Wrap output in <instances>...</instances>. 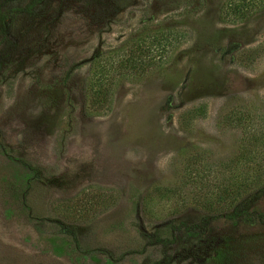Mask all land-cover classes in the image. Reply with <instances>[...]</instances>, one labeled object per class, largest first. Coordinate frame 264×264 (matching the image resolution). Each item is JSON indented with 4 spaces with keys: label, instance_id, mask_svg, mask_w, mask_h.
<instances>
[{
    "label": "rangeland",
    "instance_id": "obj_1",
    "mask_svg": "<svg viewBox=\"0 0 264 264\" xmlns=\"http://www.w3.org/2000/svg\"><path fill=\"white\" fill-rule=\"evenodd\" d=\"M30 1L0 0V264H264V0ZM150 30L162 71L91 115L92 57Z\"/></svg>",
    "mask_w": 264,
    "mask_h": 264
},
{
    "label": "trees",
    "instance_id": "obj_2",
    "mask_svg": "<svg viewBox=\"0 0 264 264\" xmlns=\"http://www.w3.org/2000/svg\"><path fill=\"white\" fill-rule=\"evenodd\" d=\"M40 1L31 0L25 8L30 10ZM4 20L5 15L0 12V31L4 30ZM156 31L152 33L150 30L139 37H130L121 47H114L118 50L111 49L109 54L122 52L121 60H117L114 66L99 64L97 55L92 57L90 74L81 80V88L76 87V92L81 96L84 93L87 95L86 108L92 111L91 115L102 116L110 111L114 90L121 82L143 81L157 76L162 71L173 38H170L169 34H161L158 38ZM73 90L67 94H75Z\"/></svg>",
    "mask_w": 264,
    "mask_h": 264
}]
</instances>
